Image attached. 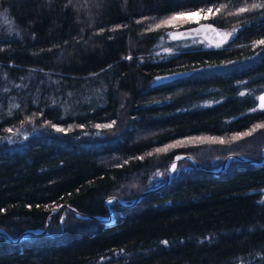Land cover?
Masks as SVG:
<instances>
[{"label":"trees","instance_id":"trees-1","mask_svg":"<svg viewBox=\"0 0 264 264\" xmlns=\"http://www.w3.org/2000/svg\"><path fill=\"white\" fill-rule=\"evenodd\" d=\"M253 3L264 0H0V231L46 228L0 236V264H264V161L202 170L230 153L261 158L264 8ZM221 5L198 20L234 31L221 47L158 50L166 30L197 23L160 20ZM179 153L201 168L182 159L158 191L112 200L111 222L86 217L162 183Z\"/></svg>","mask_w":264,"mask_h":264},{"label":"water","instance_id":"water-1","mask_svg":"<svg viewBox=\"0 0 264 264\" xmlns=\"http://www.w3.org/2000/svg\"><path fill=\"white\" fill-rule=\"evenodd\" d=\"M208 25H211L212 27L209 28ZM189 29H194L195 31H189ZM202 37L204 38L208 43L212 44V45H217L220 41V32L216 29L215 25H213L212 23L210 22H199V23H196V24H193L191 26H188V27H185V28H180L178 30H174L170 33V37L172 39H177V38H186V37ZM264 94V90L262 92H260L257 96V98ZM257 105L259 107V102H258V99H257ZM176 157H180V159L182 158H188L190 159L193 163H196V161H194V159H192L190 156H187L186 154H179L177 155ZM176 157L173 159V161L171 162L170 166H169V173L167 175V178H166V182L169 181V179L171 178V173H173V170H171V165L173 163H177V161L179 159H176ZM241 159L243 161H247V162H250V163H254V161L250 158H247L245 156H242V155H230L228 158H226L223 163L220 165L219 167V170L222 171L226 168V166L228 165V163L232 160V159ZM262 159L264 160V151L262 153ZM211 171H215V170H211ZM210 171V172H211ZM162 185H158V186H155L151 189H148V190H145L141 193V195L147 193V192H150V191H154V190H157L161 187ZM140 195V196H141ZM138 196L136 199H134L133 202L131 203H123L121 200L119 199H116V201L118 202L119 205L121 206H131L133 205L134 203H136L139 199ZM109 198L105 200L104 202V206L106 207V210H107V213H108V216L106 218H98L97 216H94V215H86V217H89V218H93V219H98L99 221H102V222H110L112 220V211L109 207ZM75 214H78L79 215V212L76 211L74 208H70ZM56 212V211H54ZM53 212V213H54ZM45 232V228L44 229H35V230H25L23 231L18 237H10L8 235H2L3 236V239L7 242H17V241H20L22 237H24L25 235H27L28 233H32V234H39V233H43ZM1 235V234H0Z\"/></svg>","mask_w":264,"mask_h":264},{"label":"snow or ice","instance_id":"snow-or-ice-1","mask_svg":"<svg viewBox=\"0 0 264 264\" xmlns=\"http://www.w3.org/2000/svg\"><path fill=\"white\" fill-rule=\"evenodd\" d=\"M223 7H226V5H221V7H217L215 9L213 7H211V6H209L207 8L197 9L195 12H180L178 14H175V15H172V16L168 17L167 19L160 20L159 23H157L155 25V27L156 28H160L162 25L172 24L173 22H175L177 20H180V19H183V18L189 17V16H199L202 19H209L212 16H215L217 13H220ZM257 8H264V3H253V4H251V9H257ZM249 10L250 9H249L248 6L240 7V8L237 9V11L234 14L240 15V14H243V13L249 11ZM230 14H232V13H230ZM185 22H189L190 23L192 21L185 20ZM197 23H199V22L197 21ZM208 27L211 28L212 26L208 25ZM101 31H103V30H101ZM189 31H195V30L194 29H189ZM232 34L233 33L224 34L223 38H222V42H226L228 40L229 36L232 35ZM255 43L257 45H264V39L258 40ZM221 46H222L221 44H217L216 45V47H221ZM125 59L131 60L132 57L131 56H127V57H125ZM157 79H161V78L158 77ZM239 95L244 96L245 93L241 92V93H239ZM257 99H258V102H259V109L253 108L252 111L264 110V94L260 95ZM115 123H116L115 121H111L110 123H106V124H96L95 127L98 130L99 129H110V128H112L115 125ZM53 127L55 128V130L57 132H64L65 131V129L60 128V127H56L55 125H53ZM79 127L83 128L84 126L80 125ZM258 128H264V124L255 125L252 131H255ZM8 131L11 132L12 130L9 129ZM251 134H252V132L236 133V134H234L231 137V140L234 142V141H236L238 139H242L244 136H249ZM218 142L223 144L226 141L224 139H220ZM179 143H181V142L177 141L174 144L167 145L164 148H157L154 151L156 153H163V152H166L169 148L175 147ZM152 154L153 153H151V152L147 153V155H152ZM136 158L137 159H143L144 157L141 156V157H136ZM176 159H180V157H176ZM125 163H127V161H125ZM175 169H176V165H175V163H173L171 165V170L174 171ZM157 175H159V173H157ZM109 203H111V201H109ZM0 211H2V210H0ZM61 221L63 222V217L61 218ZM163 243H167V242L165 241Z\"/></svg>","mask_w":264,"mask_h":264},{"label":"rangeland","instance_id":"rangeland-1","mask_svg":"<svg viewBox=\"0 0 264 264\" xmlns=\"http://www.w3.org/2000/svg\"><path fill=\"white\" fill-rule=\"evenodd\" d=\"M188 12H195V11H188ZM201 19V17H199V16H189V17H185V18H183V19H180V20H177V21H175V22H173L172 24H170V26H174L173 24H180V23H184V21L185 20H190V21H198V20H200ZM201 22H207V21H201ZM214 25V24H213ZM178 29H180V28H178ZM178 29H176V28H174V29H168V30H166L167 31V35L169 36V38H160L159 39V41L157 42V46H158V50L159 51H161V52H169V50L168 49H170V48H168L167 47V42L171 39V40H176L177 41V44L179 45V46H181V47H197L198 45H200L203 41L204 42H207L204 38H202V37H186V38H177V39H172L171 37H170V33L172 32V31H174V30H178ZM219 32H220V41H219V43L218 44H224V43H226L229 39H231V36L232 35H230L229 36V38H228V40L226 41V42H222V38H223V35L224 34H229V33H233L234 31L232 30V31H229L228 29H218V28H216ZM208 43V42H207ZM208 44H210V43H208ZM211 46H216V45H212V44H210ZM157 83L158 82H163V81H161V80H158V81H156ZM263 91V90H262ZM262 91H260V92H262ZM259 92V93H260ZM258 93V94H259ZM258 94L256 95V106H257V108L259 109V107H258V105H257V96H258ZM209 103H211V101H209V100H207V101H204V102H202V104L203 105H206V104H209ZM201 141H206V139H201ZM200 142V141H199ZM189 144H190V146H191V143H192V141L191 140H189V142H188ZM196 143H198V142H196ZM181 144H185V142H182V143H179V146L181 145ZM186 146V145H185ZM203 150V149H202ZM263 151H264V147L262 148V150H261V158H260V160H257V159H252V158H250V159H252L253 161H254V163H250V162H247V161H244V162H247V163H250V164H254V165H258V164H260V163H262L264 160L262 159V153H263ZM179 154H186L187 156H190L192 159H194L190 154H187V153H179ZM179 154H177V155H179ZM242 155V156H245V157H247V158H249L248 156H246V155H244V154H242V153H230V154H228L227 156H226V158H228L230 155ZM177 155H175L174 156V158L177 156ZM173 158V159H174ZM225 158V159H226ZM173 159H172V161H173ZM186 159H188V158H186ZM224 159V160H225ZM190 160V159H189ZM223 160V161H224ZM237 160H239V161H243V160H241V159H237V158H235V159H232L231 161H237ZM171 161V162H172ZM194 161H196L195 159H194ZM230 161V162H231ZM170 162V163H171ZM229 162V163H230ZM223 163V162H222ZM221 163V164H222ZM229 163H228V165H229ZM196 164H197V166H198V163L196 162ZM220 164V165H221ZM228 165L226 166V168L228 167ZM169 166H170V164L168 165V171H167V174H166V177L164 178V180H163V182L162 183H160V184H158V185H162V186H164V185H166L167 183H169L170 182V180H171V178H172V176H173V173H174V171L176 170H174L173 171V173H171V178L169 179V181L168 182H166V183H164L165 181H166V178H167V175H168V173H169ZM199 167V166H198ZM220 167V166H219ZM219 167H218V169L217 170H219ZM199 168H201V167H199ZM225 168V169H226ZM216 169V168H215ZM224 169V170H225ZM202 170H204V171H208V170H206V169H202ZM223 171V170H222ZM221 171V172H222ZM208 172H210V171H208ZM213 173V172H212ZM158 185H156V186H158ZM161 186V187H162ZM155 187V186H154ZM160 187V188H161ZM153 188V187H152ZM159 188V189H160ZM148 189H151V188H148ZM148 189H145V190H148ZM159 189H157V190H154V191H158ZM144 190V191H145ZM154 191H150V192H154ZM147 193H149V192H147ZM146 194V193H145ZM141 195V194H140ZM139 195V196H140ZM142 196V195H141ZM140 196V197H141ZM139 197V198H140ZM110 200L109 201H112V200H115L116 201V199H118L117 197H108ZM108 198H106V199H108ZM105 199V200H106ZM136 199V198H135ZM120 200V199H119ZM139 200V199H138ZM122 202H125V201H123V200H121ZM134 201V200H133ZM132 201V202H133ZM105 202V201H104ZM117 202V201H116ZM118 203V202H117ZM125 203H131V202H125ZM62 207V204L61 205H59L56 209H54L53 211H56V212H58L59 210H60V208ZM66 207L67 208H73V207H71V206H68V205H66ZM110 207V206H109ZM71 210V209H70ZM76 210V209H75ZM72 211V210H71ZM77 211V210H76ZM107 211V210H106ZM56 212H54V213H56ZM53 212H51V215L52 214H54ZM108 214V213H107ZM76 215H78V214H76ZM80 215V214H79ZM78 215V216H79ZM105 218V217H104ZM49 220V218L47 219V221ZM25 231V230H24ZM23 232V231H22ZM21 232V233H22ZM20 233V234H21ZM0 236H2V235H7V234H5L4 232H2V231H0ZM19 234V235H20ZM30 234H32V233H28L27 235H25L24 237H27L28 235H30ZM18 235V236H19ZM9 236V235H8ZM17 236V237H18ZM3 237V236H2ZM24 237H22L21 238V240L24 238Z\"/></svg>","mask_w":264,"mask_h":264},{"label":"bare ground","instance_id":"bare-ground-1","mask_svg":"<svg viewBox=\"0 0 264 264\" xmlns=\"http://www.w3.org/2000/svg\"><path fill=\"white\" fill-rule=\"evenodd\" d=\"M188 27V26H187ZM185 28V27H184ZM182 159H185V158H182ZM182 159H179L178 161H180V160H182ZM178 161H177V163H178ZM191 161V160H190ZM192 162V161H191ZM177 163H176V167H177ZM193 163V162H192ZM171 164V163H170ZM193 164H195V165H197L196 163H193ZM199 166V165H198ZM211 170H215L214 172L213 171H211ZM211 170H208V171H211V172H213V173H216L217 172V169H215V168H213V169H211ZM220 171V170H219ZM221 172V171H220ZM123 203H125V202H123ZM119 205V204H118ZM119 206H121V205H119ZM122 207H124V206H122ZM106 208V207H105ZM51 212H54L53 210L51 211ZM51 212L49 213V215H48V218H50V216H51ZM107 216H108V214H107ZM106 216V217H107ZM105 217V218H106ZM112 220H113V213H112ZM111 220V221H112ZM110 221V222H111ZM45 228V227H44ZM44 228H36V229H44ZM26 230H28V229H26ZM30 230H35V229H30ZM45 232H46V228H45ZM45 232H43V233H45ZM39 234H41V233H39Z\"/></svg>","mask_w":264,"mask_h":264}]
</instances>
